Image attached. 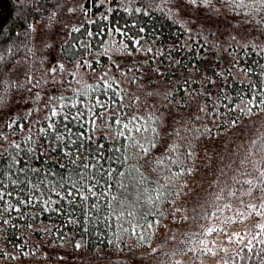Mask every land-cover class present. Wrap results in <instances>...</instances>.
<instances>
[{"label":"snow or ice","instance_id":"snow-or-ice-1","mask_svg":"<svg viewBox=\"0 0 264 264\" xmlns=\"http://www.w3.org/2000/svg\"><path fill=\"white\" fill-rule=\"evenodd\" d=\"M77 2L78 8L69 7L67 11L75 13L79 10L88 18L89 24L95 25L96 20L90 16L93 8L114 4L118 0ZM132 3L133 0H127L124 4L125 13H140L152 18L155 11H160L168 19L173 15L178 17L192 43L174 42L165 52L156 47L154 33L151 42L142 35L146 28L138 26L140 21L131 27L127 22L120 26L114 15L118 9L108 7L106 12H100L101 19L108 23L96 32L87 31V36H102L104 29L109 36L118 33L129 41L124 43L121 40L118 51L131 59L124 67L113 62L107 70L102 69L94 85L72 87L73 81L81 84L79 69L95 74L94 64L99 63L90 61L79 51H72L75 45L61 46V51L72 58L74 70L69 72L72 80L57 79L58 74L65 71V65L59 61L47 69L50 81L34 78L30 73L25 74L23 80L6 79L5 57L0 55V238L6 226L21 227L13 220H34L47 213L49 219L57 215L64 217L66 225L79 224L83 232L89 231L85 224H91L93 229L101 232L105 229L123 232L129 239L135 238L141 247L146 245L150 249L148 255L155 256L160 251L161 255L156 257L159 264H204L205 257L211 260L219 257L222 264H243V261L255 257L264 264V143L257 140L252 141V148L256 151L249 150L235 168L227 147L231 141L224 140L222 152L218 154L222 166L213 181L218 184L224 177L223 186L214 193L215 210L209 212L205 209L200 220L195 216L180 217L185 222L194 220L195 231L184 233L178 243L174 233L168 237V241L176 245L171 251H163V245L157 249L147 243L156 235L155 229L166 227L162 223L167 219L163 206H174L183 189L188 187V179L197 173L195 157L198 153L192 141H200L202 137L213 141L220 139L239 127L241 120L239 116L214 120L215 132L207 124L203 125L205 131L202 132L200 128H192V123L201 121L204 116L219 117L221 105L227 112L239 110L247 117L256 114L254 109L264 112V63L251 60L247 51L251 49L257 57L264 58V41L257 43L258 37L251 35L253 32L264 35V0H142V6L134 8L128 6ZM220 23L229 25L228 43L223 49L226 55L221 56L216 45H213L216 51L214 60L200 55V60L209 61L211 74L202 71L198 65L189 67L174 58L173 53L182 49L194 53L193 58L202 51L206 52L209 42L205 33L215 37ZM82 26L83 22L80 26L70 27L69 35L81 32ZM32 31H35L34 26ZM2 32L0 28V34ZM231 41L236 43L233 45ZM80 47L84 53L91 54L90 43L81 40ZM107 51L106 48L105 53ZM137 55L142 58L135 59ZM159 57L163 59L157 63ZM249 60L255 67L242 66V61L248 64ZM11 67L13 65L8 66ZM218 67L220 71L216 70ZM112 68L123 79H118L116 74L110 75ZM193 73L197 74L196 79H193ZM178 74L180 79L173 80L172 77ZM237 75L242 76L237 82L247 86L235 94L240 103L229 107L233 98L224 86L229 83L228 77L235 80ZM153 76L168 78L162 94L159 87L137 95L123 86H143L146 78L148 84H154ZM213 76L219 79H213ZM49 83L52 90L45 91V85ZM193 83L199 84V90H189ZM209 85L215 88V93ZM169 86L172 90H168ZM69 91L72 95L64 94ZM161 95L159 104L149 102L150 97ZM10 96H15L21 106L8 114V110L14 107L9 103ZM192 102H196V108L188 111L187 117L180 115L181 110L191 109ZM164 137L172 139L164 140ZM256 155L259 159H252ZM226 157L229 159L227 164L224 163ZM205 166L210 167V162ZM191 192L189 189L183 195L189 196ZM197 206L204 209L197 200L193 213ZM181 211L186 208L173 207L169 215L175 217ZM225 212L230 215L221 219ZM213 219L219 221V225L211 223ZM248 219L254 221L252 231L241 234L226 230L228 225ZM24 227L41 231L33 229L32 223ZM62 227L57 225V231ZM214 234L216 237L223 235L225 240L220 245L216 238L209 240L208 237H214ZM27 243L25 239L24 244ZM225 243L235 244V252L230 253L229 248L223 246ZM74 247L80 249L82 245L76 243ZM30 254L35 252L21 251L16 256L0 250V258L7 256L13 260Z\"/></svg>","mask_w":264,"mask_h":264},{"label":"trees","instance_id":"trees-1","mask_svg":"<svg viewBox=\"0 0 264 264\" xmlns=\"http://www.w3.org/2000/svg\"><path fill=\"white\" fill-rule=\"evenodd\" d=\"M127 3V0H118L117 3L114 4H106L103 7H94L90 16L92 19L96 20V24H89L87 19L82 12L77 10L75 13H70L67 11L69 7L78 8L77 0H0V28L3 29L2 34H0V55L5 57L4 65L5 69H8L9 65H12L14 62L20 60V58H27L29 61V51L28 46H30V37H32L31 29L34 24H38L43 22L47 28L50 26H60L63 24H67L69 29L72 26H80L81 22H83V26L81 27V32H75L67 36L62 43L66 47H70L71 45H75L72 48V51H79L84 57L89 59L90 61H99L98 64H94V67L97 69V72H101V70H106L112 66L113 62H117L124 67L127 63L123 62L122 59H127L125 56L123 58L115 59L111 56L110 48L113 44L117 45L120 49L121 40L124 43H129L126 38L121 37L118 33H114L109 36L106 34V29L102 33V36H93L88 37L87 31L96 32L104 28V25L108 22L103 21L100 17V12L107 11L108 7H113L114 9H118L114 13L115 18L119 20L120 26H124L127 22V26L131 27L133 24H137L138 21L141 23L138 26H144L146 31L142 33L146 39L151 42L153 39V33L155 34L156 47L164 49L166 52L167 46H171L174 42L181 44L184 42L192 43L188 41V34H186L181 27L182 21H179L178 17L172 16L171 19L166 18L165 13L160 11H155L153 13L152 18L147 16H142L140 13H136L134 15H130L125 13L123 10L124 4ZM39 6V10L37 11V7ZM129 7H140L142 6V0H133L132 4L128 5ZM166 11V10H165ZM76 14L78 15V20L75 19ZM195 14V13H194ZM112 16L113 14H109ZM168 15H171L170 13ZM202 19V17L200 18ZM173 21H177L173 23ZM53 23V24H52ZM194 27V26H193ZM219 31H217V35L214 37L209 33H205V36L208 40L207 51L196 54V57L193 58L194 53L188 52L187 49H182L179 52L173 53L175 59L182 60L183 63L188 64L189 67L192 65H198L202 71H206L207 74H211V70L208 69L209 61L200 60V55L208 56L215 59L216 51L213 48V45H216L220 49V55H226L223 52L224 47L227 46V30L229 25L227 23H220L218 25ZM215 30V28L213 29ZM69 31V30H68ZM134 31V29H133ZM223 33L224 35H221ZM131 34V33H130ZM235 34V33H234ZM252 37H258L256 40L257 43L260 41H264V35H260L259 33L253 32ZM251 38V37H249ZM197 39H200L197 37ZM237 39L240 40V36H237ZM83 40L85 42L90 43L91 45V54L84 53V50L80 47V41ZM67 42V44H66ZM244 41L241 40V43ZM234 45L236 42L231 41ZM192 47L195 49V45ZM108 51L105 53V49ZM11 49V51H9ZM250 53L251 60H260L261 63H264V58L257 57L251 49H247ZM96 53H102V55H96ZM29 54V55H28ZM24 56V57H23ZM59 57L63 62L68 64H72L71 56L67 55V53L61 51L59 53ZM139 59L142 57L137 55ZM163 57H159L157 59V63L162 60ZM26 60V61H27ZM251 60H249L248 64H245L242 61V66H253L251 65ZM167 64V61H165ZM115 70V68H113ZM163 70V67H162ZM220 71L219 67L216 69ZM90 71V70H89ZM175 71V69H173ZM181 71H184L183 69ZM235 72V70H233ZM258 71V69H257ZM91 72V71H90ZM5 72V77H6ZM197 74L193 73V79H196ZM242 78L241 75H237L236 79L233 80L232 77H228L229 83L225 87V91L228 93L230 97L233 98V103L229 105L232 107L234 104L240 103L239 99L235 97V94L240 90L245 88L246 84H240L239 81ZM152 79L156 81L154 84H148L147 78L143 82V87L146 88L144 91H148L150 87L156 88L159 87V91L161 94L165 91L164 85H167L168 78L167 77H156L153 76ZM173 80L180 79L179 74L172 77ZM213 79H219L216 76H213ZM256 79V77H253ZM96 82L88 83L89 85H94ZM128 86V85H126ZM137 86L139 89L141 86L139 85H131ZM81 87V86H80ZM131 87V88H132ZM208 87H213L209 85ZM192 89L199 90V84L193 83L190 86V91ZM168 90H172L171 86L168 87ZM152 91V90H151ZM133 92V90H131ZM213 92L215 93V88L213 87ZM137 94V92H136ZM69 95H72L69 94ZM139 95V94H137ZM141 95V94H140ZM183 95V93H181ZM248 99V97H245ZM162 100V95L160 97H150V103L159 104ZM197 100H200L197 97ZM127 102V97H126ZM228 103V101H225ZM196 108V102H192L191 109L181 110L180 115L187 117L188 111H192ZM221 115L219 117H207L204 116L201 121H195L192 123V128H200L202 132H204L203 125L207 124L208 127L213 128V131H216V128L213 125L214 120H223V119H232L237 116L240 117L241 124L239 127L228 131L224 137L217 139L215 141L208 140L202 137L200 141L193 140L192 143L196 145V152L198 155L195 157V165L197 169V173L193 175L192 178L188 179L187 183L196 177L200 176L204 173V178H201V184L204 186V190L201 192L200 203H205V199L207 198V202L205 204L211 203V206H207V208L200 209L197 207V211L193 213L191 209H189L190 216H195L199 211L201 213V217L205 215V209L207 211H214V193L219 190L220 187L223 186L224 177H221L220 183L213 184L215 180V176L219 167H221V162L218 159V154L222 152L221 145L224 143L225 139L230 140L227 147L230 153V160L235 163L232 164V167H237L239 161L243 159L249 150L255 152L256 149L252 148V141L257 140L262 143L261 137L264 136V124L261 122L260 116L264 112H258V110L254 109L253 111L256 113L251 117H247L239 112V110H235L232 112H227L223 106H220ZM224 113H227L224 115ZM203 115V114H201ZM170 124V120H169ZM97 136H100V133L97 132ZM251 137V142L247 143L246 139ZM171 137H164V140H171ZM242 139V140H240ZM100 142L107 143L106 141L101 140ZM183 143L182 141H178ZM245 143V146L242 147L241 143ZM241 145V147H239ZM259 147V144L257 145ZM205 151V152H203ZM199 154H205V161L201 162L199 160ZM252 159H259V155L253 156ZM210 162V167H206ZM224 163H229V159L226 157ZM249 170H251V165L248 166ZM175 170V169H173ZM228 171V169H225ZM231 174V173H229ZM154 178V174H153ZM211 185V187H210ZM177 189H179V183H176ZM197 201V197L192 202V206L195 205ZM174 206L164 205L163 210L167 219L162 220V223L169 227V219L173 218L169 213L172 212V208ZM199 209V210H198ZM179 214V212H177ZM181 213V212H180ZM182 214V213H181ZM13 217L15 213L12 214ZM229 215L228 212H225L221 219L225 216ZM83 219V217H81ZM200 220V219H199ZM14 223L21 225L20 228L14 229L10 226H6V230L3 233V237L0 238V250H3L5 253H12L13 255L19 256L21 251L25 252H35L34 255H28L27 257L20 256L19 259L13 260L7 256L0 258V264H90L93 262L100 261L104 258H128L131 264H139L144 261L143 264H159V261L156 257L161 255L160 251H157L155 256H150L148 253L150 249L145 245L141 247L138 241L135 238L129 239L127 234L123 232H118L114 230H103L102 232L93 229L91 224H85V227L89 229L88 232H83L79 224L76 226L66 225L64 217L62 216H53L49 219V214L45 213L42 216L37 217L36 219H23V220H13ZM28 223H32L33 229H40L41 231H33L27 229L26 226ZM204 223H208L205 221ZM213 224L219 225V221L213 219L211 221ZM63 226L61 231H57L56 226ZM127 227V225H125ZM165 227H159L155 229L156 235L153 236L147 243H150L152 248L159 249L163 245V251H171L176 245L172 244L168 241V237L161 238V231ZM49 229L51 232H49ZM196 230V225L193 228L186 229L178 239L176 237L177 243L184 238L183 234L186 232H192ZM147 235V233H146ZM209 238V237H208ZM27 239V245L24 244V240ZM76 243H80L82 247L80 249H76L74 245ZM19 246V247H14ZM130 246V247H129ZM260 245H257L259 248ZM123 249V251H120ZM236 248L230 253H234ZM249 255H252L249 253ZM63 257V259H60ZM227 258V257H225ZM167 259L166 257L164 258ZM209 258L205 257L204 261ZM222 264V262H221ZM243 264H260L259 260L253 257L252 260H245Z\"/></svg>","mask_w":264,"mask_h":264},{"label":"rangeland","instance_id":"rangeland-1","mask_svg":"<svg viewBox=\"0 0 264 264\" xmlns=\"http://www.w3.org/2000/svg\"><path fill=\"white\" fill-rule=\"evenodd\" d=\"M183 15V14H182ZM193 15H195L193 13ZM75 19L79 21L78 15L76 14ZM53 24V23H52ZM35 28V31H32V37H30V46H28V51H29V61L27 58H20V60L14 62L12 65L13 67L6 69V79L10 80H16L19 78L20 80L24 79L25 74L30 73L34 78H42V79H47L51 80V78L48 76L47 69L50 66V64H55L57 61L60 63H63L65 65V71L63 73L58 74L57 79H68L72 80V77L69 75L70 71H73V64H68L66 62H63L60 57V49L62 46V43L64 42L67 33L69 32V27L67 24H63L60 26H50L47 28L43 22H40L38 24L33 25ZM32 26V27H33ZM119 47L115 44L112 45V47L109 49L111 52V56L114 57L116 60L119 58H123L124 54L121 51H118ZM28 54V55H29ZM24 57V56H23ZM131 58L127 59H122V63L127 61ZM135 59H139L138 57L135 56ZM27 60V61H26ZM107 70V69H106ZM80 77H81V84H76L75 81L72 83L73 88H79L83 84H88V83H93L96 82V77L100 74V72H96L95 74L90 72V71H85L84 69H79ZM110 75L116 74L118 79H123L122 77L119 76L117 70L112 68V71L109 73ZM139 85V84H138ZM124 87H127L129 89V92L133 90V92H137V94H141L146 88H141L137 89V86H131V85H123ZM140 86V85H139ZM132 87V88H131ZM52 90V85L51 83L45 85V91H51ZM154 91L156 88L150 87L148 91ZM35 91V89H34ZM42 95L44 94L43 92L41 93ZM65 95L71 94V92H65ZM128 99V98H127ZM9 103L14 105L11 109L8 110V114H11L12 112H15L16 109H18L21 105L17 98L15 96H10L9 97ZM27 106V105H25ZM261 122L264 124V113L261 114L260 116ZM242 140V139H240ZM246 142L249 143L251 142V137H248L246 139ZM241 143V142H240ZM242 147L245 146V143H241ZM241 145L239 147H241ZM205 152V151H203ZM208 159V157L205 154H199V160L201 162L205 161V159ZM204 171L203 174L201 175L202 177L198 176L195 179L189 181L188 187L183 189V192L181 193V198L179 201L176 202L174 205L175 208H182L185 209L186 211H181L175 214V217L172 219L170 218L168 222L169 227H165L161 231V238L163 237H170L173 233L176 235V237L179 239L181 234L188 228H193L196 225V222L192 219H189L188 221H183L180 219L181 216H190L189 209H193V206L191 205L195 197H197V200H200L201 197V192L205 191L204 186L201 184V178H204ZM201 185L203 187H201ZM189 189H192V192L189 196H184V192H188ZM207 198L205 199V203L207 202ZM202 202L204 205V208H207V206H211L212 204H205ZM198 207V206H197ZM173 210V208H172ZM199 210V209H198ZM202 211H199L196 215V220L201 219V213ZM205 213V212H204ZM230 215V213H229ZM235 219V217H234ZM205 222V221H204ZM253 219H248L244 222H237L234 224H230L227 226L226 230L230 233H241L244 234L245 232H250L253 230ZM179 225V227H177ZM213 238H216L217 244L220 245L222 241L225 240L223 235H220L218 237H209L208 239L211 240ZM223 246H226L229 248V251H233L237 246L235 244L229 245V244H224ZM223 255V254H221ZM129 259L126 258H104L101 259L100 261L93 262L90 264H131V262H128ZM222 261H220V258L217 257L216 260H211L207 259L204 261V264H221ZM144 261L140 262L139 264H143ZM89 264V263H88ZM151 264H155L154 262Z\"/></svg>","mask_w":264,"mask_h":264}]
</instances>
